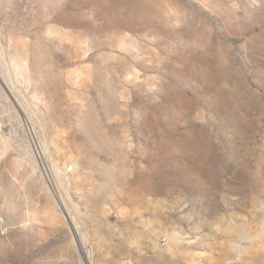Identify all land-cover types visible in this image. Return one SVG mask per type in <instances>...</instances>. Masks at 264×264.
Wrapping results in <instances>:
<instances>
[{
  "label": "rangeland",
  "instance_id": "rangeland-1",
  "mask_svg": "<svg viewBox=\"0 0 264 264\" xmlns=\"http://www.w3.org/2000/svg\"><path fill=\"white\" fill-rule=\"evenodd\" d=\"M0 264H264V0H0Z\"/></svg>",
  "mask_w": 264,
  "mask_h": 264
}]
</instances>
